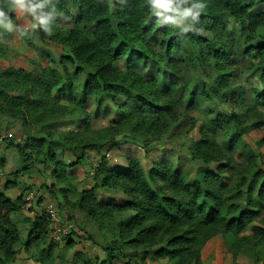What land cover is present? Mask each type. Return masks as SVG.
Masks as SVG:
<instances>
[{"label":"trees","instance_id":"16d2710c","mask_svg":"<svg viewBox=\"0 0 264 264\" xmlns=\"http://www.w3.org/2000/svg\"><path fill=\"white\" fill-rule=\"evenodd\" d=\"M26 1L45 7V22L18 28L37 58L28 68H18L8 59L7 45L9 26L17 21L14 3L0 0V65L6 67L0 74V115L19 120L25 133L22 143L7 144L21 167L0 183V264H14L21 243L26 252H35V262L54 264L57 242L49 239L48 215L42 212L27 220L22 242L13 219L21 195L11 199L5 194L17 186L18 175L34 171L35 163L52 168L51 184L41 188L49 195L56 190L64 205L84 213L105 240V258L93 264H135L127 250L166 258L169 264H207L220 246H226L231 264H238L239 255L249 264H263L264 218L254 225L264 211V111L258 109L264 108V11L254 10L257 0H173L172 6L180 9L203 4L195 19L180 18V28L169 21L159 25L162 14L150 0ZM35 10L41 16L39 7ZM61 17L71 25L60 26ZM35 41L61 46L69 54L57 67L55 58ZM243 59L260 83L252 91L260 105L247 98L239 75ZM121 61L122 69L117 66ZM78 76L83 80L76 89ZM88 99L98 106L109 100L116 119L91 128L86 123ZM195 111L197 116H190ZM68 119L81 122L82 129L58 132ZM186 121L188 134L198 129L199 138L187 147L189 160L202 165L198 180L185 182L182 170L166 158L145 170L132 156L123 168H109L101 156L93 186L80 191L75 201L68 199L69 166L62 153L72 154L75 164L83 163L87 151L117 143L147 153ZM259 132L263 134L254 149L236 166L239 180L228 189L223 175L233 165L232 148L222 146L218 135L236 141ZM5 164L0 154V172ZM248 179L260 182L256 197L246 187ZM95 189L121 193L125 199L104 202ZM248 229L251 233L243 234ZM72 246L70 242L65 248Z\"/></svg>","mask_w":264,"mask_h":264},{"label":"rangeland","instance_id":"374dc122","mask_svg":"<svg viewBox=\"0 0 264 264\" xmlns=\"http://www.w3.org/2000/svg\"><path fill=\"white\" fill-rule=\"evenodd\" d=\"M14 3V10L16 11L17 15V21L9 26V32H8V38H7V45L10 49V53L8 54V59L10 63L18 68H28L30 66V61L36 60V55L29 50L28 48L25 47L23 41L19 37L17 30L18 28H26V29H31L32 27H35L38 25L40 22V19L42 18L43 15H45V11L43 5L39 7V10L42 11L41 16L38 15V13L35 11H30L29 9L31 8V5L28 1L25 0L24 7L22 8L19 4L13 0ZM72 10V9H71ZM254 10L256 12H262L264 11V0H257V2L254 5ZM157 12H160L162 14V20L160 21L159 25L164 24L165 22L169 21L172 27L180 28L181 25V20L180 17L176 15V13L173 12H166L164 9L161 8H156ZM168 17H174L178 20V23L173 25L172 21L168 19ZM69 18H64L61 17L59 21L60 26L67 27L69 25ZM236 27V26H235ZM36 46L39 49L48 51L56 60L57 62V67H59V62L61 60L62 56H65L69 54L68 50L61 47L57 46L54 44H45L41 43L39 41H35ZM248 63V65H247ZM68 64V63H67ZM240 64L243 66H239V75L241 78H243V82H245V87L247 91V98L249 100H252L254 103H258L256 100V97H253V90H256L257 87H260V83L256 79V75H254L253 71L249 68L250 62L247 60H240ZM69 67V72L72 71L71 66L68 64ZM117 66L122 69L123 68V61L119 62ZM248 66V67H245ZM6 67L3 65H0V74L3 72V70ZM136 68L145 73L146 69L142 68L141 66L137 65ZM151 71H154V68L150 69ZM83 80L82 76H78L74 81L77 86L76 89H79V86ZM220 108L224 111L229 110L227 105H222ZM85 109L89 113V120L86 122L91 128H101L103 126L108 125L109 123L113 122L114 119H116V108L113 106V104L108 100L105 101L101 106L95 105V103L92 101V99H88V102L85 106ZM259 110H263L264 108L259 107ZM198 112H191L190 116H197ZM7 119L1 120L0 118V127H4V123L6 122ZM76 121V126L75 128L82 129L83 124L79 122L78 120L74 119ZM187 121L183 122V124L178 125L174 127L170 133V135L165 139L162 140L158 143H154L153 145L150 146L148 152L146 153L145 150L143 151L144 154L138 156V158L141 159L142 161V166L145 170H148L153 162H158L162 160L163 158H166L168 160H172L173 164L175 167L180 168L183 172V180L185 182H192L195 180H198L200 177V171L202 170V165H199L197 163H193L189 160V155H188V149L187 147L192 144V142L196 141L199 138L198 134V129L194 128L189 134L187 133ZM72 131V130H71ZM0 132L2 130L0 129ZM21 131L14 132L15 134H18L19 136ZM263 134V132L259 133H251L247 135H243L239 140L233 141L230 139L229 135H222L219 134L217 137L218 142L224 146V147H231L232 152L230 154L231 158L233 159V165L229 167L228 171L223 175V182L225 186L230 189L233 187L236 182L239 180V177L236 174V166L244 162L248 156V150H253L254 149V143L256 140ZM4 136V135H3ZM14 136V134H13ZM25 136V133H24ZM11 139L7 136L5 133V138L3 140H8ZM89 151H94V150H89ZM87 151V153L89 152ZM97 152V151H95ZM101 150L97 153H94L93 161L91 162L90 168H88L87 171V176L90 179H93V175L95 172V169L97 168L100 159H101ZM264 152V148H263ZM117 154V150H113V152L110 154L109 159L112 161H115L114 156ZM94 162V163H93ZM263 162V168H264V155L262 158ZM87 165V162L84 160L83 163L81 164V168H85ZM21 166V163H20ZM215 164H210L209 167L211 169L215 168ZM32 171V173H34ZM2 175H0V180H1ZM3 181L1 180V184ZM260 182L255 181L253 179H248L246 187L251 188L254 190V197H256V190L258 188ZM32 189V187H31ZM244 190V189H243ZM42 192V191H41ZM44 193V192H42ZM38 191V196L39 195ZM101 199H105V195L101 194L100 195ZM118 198V197H116ZM37 201L36 208L39 210L38 202L39 198L35 199ZM122 198H118L116 201L117 202H122ZM20 209L15 213L13 219L17 223L19 229H20V234H21V241L25 239V229H26V223L27 220L30 218H33L34 215L38 214L37 210L35 209H27L26 208V203L24 201V197L21 199L20 203ZM60 219H64L63 215L59 216ZM264 218V211L262 215L260 216V219L257 220L254 225H260V220ZM65 221H71L69 219H65ZM88 219H82L80 218H75L73 223V228H72V235L73 238L78 239L76 241V247L70 252V250H66V248H60L58 251V256L59 258L56 259L54 264H92L95 259L102 258V249L101 245L105 242V240L102 238V236L99 237L98 234H100L99 230L96 231L95 229L92 228L91 221ZM99 232V233H98ZM88 233H92V240L89 238ZM98 233V234H97ZM251 231L248 229L246 230L243 234H250ZM69 235V236H70ZM101 235V234H100ZM68 236V237H69ZM66 239L63 238V240ZM231 239H229L230 241ZM92 241L98 242L97 245L94 244ZM63 244V243H62ZM22 243L19 245L20 248V254L18 259L16 260L17 264H38L34 262L33 260H30L32 258L31 256L35 254L34 251H28L26 252L24 249H22ZM77 248V249H76ZM82 251V256L84 258H78L74 257V252L77 250ZM221 252H227L226 246H220L218 248ZM229 255V253H228ZM244 257L248 260V258L244 255ZM229 258V257H228ZM34 259V258H33ZM65 259V261H64ZM226 261V259H225ZM230 263V259L227 260ZM226 261V262H227ZM135 264H137L136 261ZM146 264H153L152 261L147 262ZM264 264V263H263Z\"/></svg>","mask_w":264,"mask_h":264},{"label":"crops","instance_id":"0c3cea01","mask_svg":"<svg viewBox=\"0 0 264 264\" xmlns=\"http://www.w3.org/2000/svg\"><path fill=\"white\" fill-rule=\"evenodd\" d=\"M105 1L110 2L111 0H105ZM70 25H71V21H69L68 26ZM53 95H56V93H53ZM61 101H63V99ZM0 118L1 120L7 119L6 122L4 123V127L3 128L0 127V129L2 130V132H0V154H3L6 160L4 169L0 172V175H2L1 180L4 181V175L8 173H12L21 167L17 159V154H16L15 149L12 147H7V144L9 140H12L14 143H22L24 141L25 136H24V132H23V129H22V126L19 120L10 119L2 115H0ZM75 126H76V121L74 119H68V120H65L62 125L57 127L56 130L58 132L77 130ZM18 131L22 132V134L20 132L21 134L20 136L14 133ZM5 133L11 139L3 140L5 138ZM115 149L117 150V154L114 156L115 161H112L109 159V157H110V154ZM143 151H144L143 149H140L134 145L117 143L116 145H113V146L112 145L105 146L101 150L100 154L106 158L107 165L109 168H116V167L123 168L126 166L125 159L128 156L137 158L142 165V161L140 158H138V156L141 157V155L144 154ZM94 153H97V152L89 151L88 153H86L85 161L87 162V165L83 169L81 168V164H75L76 159L72 154L68 152H64L60 155L64 163L69 166L67 169V178H68V181L70 182V187H68L67 189V195H68L69 200L75 201L80 191L84 189H90L93 186V180L87 176V171H88V168H90L89 165H91V162L93 161L92 157L94 156ZM51 169H52L51 166L35 163V169H34L35 172L34 173L31 172L30 174L18 175L17 186H15L12 189H8L5 192V194L11 199L16 198L18 195H21V199H22L24 193H26L32 187V189L37 191V194H38V191L40 193L39 194L40 197L38 196L39 211L44 210L47 206H52L56 210L59 216L63 215L64 218H67L71 220L72 222H74V219L76 217L77 218L82 217V219L86 220L87 217L85 216L84 213L77 211V210H72L66 205H64L61 195L56 190H51V195H49V193L44 188H41L42 184H46L47 186L51 184V177H50ZM41 191L44 193H42ZM94 192L99 199H101L100 195L104 194L106 196L105 199L103 198L101 199L104 202H107L109 200L116 201L118 198H122L123 199L122 201H124L125 199L121 193H115V192H110V191L100 190V189H95ZM39 214L40 213L36 215H39ZM91 224H92V228L98 231V229L96 228V226L94 225L92 221H91ZM71 233L72 231L66 236V239L64 240L62 239L61 241L57 242V248L55 249L54 262L56 261L57 258H59L58 256L59 249L60 248L64 249L67 243H70V242L73 243L72 248L66 249V250H70V252L76 247V241L78 239L73 238V236H71L73 233L72 234ZM88 235L91 238L93 237L92 233H88ZM98 235L99 237L101 236L100 234ZM97 243L98 242L94 241V244L97 245ZM218 248L220 247H217L213 250L210 260L207 264H231V261L230 263L227 261L228 259H230L228 258L229 257L228 253L221 252ZM81 253L82 251L78 249L76 252H74V257H78L79 259L84 258V256H82ZM127 253L131 255L130 259L132 263L133 261H136L137 264H146L147 262L152 261L153 264H169V261L166 258H155V257H152L151 255L144 257L139 252L135 253V252H130L128 250H127ZM104 258L105 256L103 253L102 258H99L98 260H103ZM225 259L227 262L225 261ZM30 260H33V259L30 258ZM124 262L125 260H114L113 264H124ZM237 263L238 264H249L250 261L249 259L247 260L244 257V255H239L237 258ZM14 264H17V263L15 262Z\"/></svg>","mask_w":264,"mask_h":264},{"label":"built area","instance_id":"2783aa9c","mask_svg":"<svg viewBox=\"0 0 264 264\" xmlns=\"http://www.w3.org/2000/svg\"><path fill=\"white\" fill-rule=\"evenodd\" d=\"M1 183V180H0ZM27 209H35L38 213H46L49 218V239L53 242H59L66 237L73 228V223L65 221L66 218L60 219L56 210L52 206H47L44 210H38L36 208L38 194L34 189H29L23 195Z\"/></svg>","mask_w":264,"mask_h":264},{"label":"clouds","instance_id":"9594fccd","mask_svg":"<svg viewBox=\"0 0 264 264\" xmlns=\"http://www.w3.org/2000/svg\"><path fill=\"white\" fill-rule=\"evenodd\" d=\"M17 4H19L22 8L24 7L25 0H15ZM150 4L152 5L153 8H161L164 9L166 12H173L176 13L177 16L180 18H186V17H193L194 19L199 15V10L203 7L202 3H197L194 2L190 7H186L183 9H180L178 7H173V0H150ZM42 5H32L31 8L29 9L30 11H35V8L40 7ZM196 10L195 12L193 10ZM0 16H3V12H0ZM169 20L172 21V24L175 25L178 23V20L174 17H168ZM40 22L43 24L44 18L40 19ZM46 31L49 32L50 30Z\"/></svg>","mask_w":264,"mask_h":264}]
</instances>
